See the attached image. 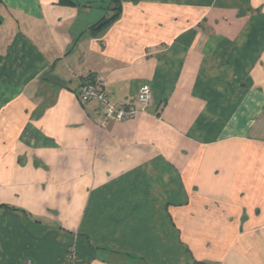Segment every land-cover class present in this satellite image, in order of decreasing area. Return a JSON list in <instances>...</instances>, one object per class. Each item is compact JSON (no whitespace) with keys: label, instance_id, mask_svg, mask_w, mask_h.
<instances>
[{"label":"crops","instance_id":"0c3cea01","mask_svg":"<svg viewBox=\"0 0 264 264\" xmlns=\"http://www.w3.org/2000/svg\"><path fill=\"white\" fill-rule=\"evenodd\" d=\"M70 249L264 264V0H0V264Z\"/></svg>","mask_w":264,"mask_h":264},{"label":"built area","instance_id":"2783aa9c","mask_svg":"<svg viewBox=\"0 0 264 264\" xmlns=\"http://www.w3.org/2000/svg\"><path fill=\"white\" fill-rule=\"evenodd\" d=\"M79 97L81 101L87 103L90 101H99L98 124L102 127L108 125L111 121H122L133 117L138 108L134 103L130 104H114L111 103L105 91L103 90V81L100 78H93L84 81L79 89ZM153 97V91L148 84L141 86L138 93V100L142 106H145ZM68 260L62 264H76L77 257L73 249L69 250Z\"/></svg>","mask_w":264,"mask_h":264},{"label":"trees","instance_id":"16d2710c","mask_svg":"<svg viewBox=\"0 0 264 264\" xmlns=\"http://www.w3.org/2000/svg\"><path fill=\"white\" fill-rule=\"evenodd\" d=\"M115 2H119V0H114ZM188 264H211L207 261H200V260H195L194 262L192 263H188Z\"/></svg>","mask_w":264,"mask_h":264}]
</instances>
